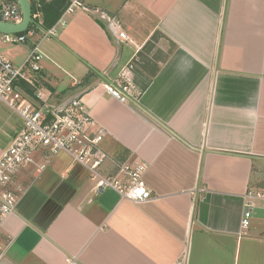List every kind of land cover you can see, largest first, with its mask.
<instances>
[{
    "label": "crops",
    "instance_id": "1",
    "mask_svg": "<svg viewBox=\"0 0 264 264\" xmlns=\"http://www.w3.org/2000/svg\"><path fill=\"white\" fill-rule=\"evenodd\" d=\"M79 1L120 27L78 10L57 37L39 32L16 51L0 35V55L21 66L37 43V85L54 100L83 92L104 136L102 173L145 164L152 199L99 194L88 171L60 153L43 173L19 174L24 193L4 221L0 264H264L262 202L242 228L245 196L264 193V0ZM129 65L136 104L82 85ZM54 67L76 77L66 90L51 84ZM23 90L33 103L30 85ZM10 113L0 116V154L21 127Z\"/></svg>",
    "mask_w": 264,
    "mask_h": 264
},
{
    "label": "built area",
    "instance_id": "2",
    "mask_svg": "<svg viewBox=\"0 0 264 264\" xmlns=\"http://www.w3.org/2000/svg\"><path fill=\"white\" fill-rule=\"evenodd\" d=\"M78 10L101 17L112 29L120 27L114 17L100 10H91L77 0L67 7L51 29L43 27V15L39 11L33 13L32 22L26 32L2 35L3 43L12 46L27 44L39 32H42L43 39L57 37L61 29L68 25V16L74 15ZM21 20L22 12L17 0L0 1V22L18 24ZM117 38L120 42L128 40L124 32ZM43 58L37 43H34L28 58L21 66H15L0 55V105L21 122L20 129L11 137L10 145L0 154V239L5 219L15 213L24 193L23 186L17 182L21 171L29 170L31 173L41 174L60 153L70 156L75 163L88 171L91 180L97 185V193L112 189L122 201L138 204L152 199V193L143 180L147 171L145 164H120L113 177L102 173L101 168L107 159V155L100 149L104 136L96 131L97 123L84 101V93L78 92L52 101V94L45 95L37 85ZM133 68V65L127 66L115 79H110L106 74L99 76L95 81L96 87L102 88L107 95L121 104L138 103L140 93L132 77ZM25 84L33 89V95L30 96L33 103L22 93ZM245 200L242 221L244 230L250 225L257 203L264 204V193L250 191Z\"/></svg>",
    "mask_w": 264,
    "mask_h": 264
},
{
    "label": "trees",
    "instance_id": "3",
    "mask_svg": "<svg viewBox=\"0 0 264 264\" xmlns=\"http://www.w3.org/2000/svg\"><path fill=\"white\" fill-rule=\"evenodd\" d=\"M30 2L32 4L33 13H35L36 11V6L38 4L41 5V10L44 16L43 25L45 29L53 27L58 22L67 7L70 5L66 0H58L50 4H47L45 1L37 3L34 0H30ZM97 79L98 76L96 74H89L83 81L82 85L91 84L92 82L94 83L95 81H97Z\"/></svg>",
    "mask_w": 264,
    "mask_h": 264
},
{
    "label": "water",
    "instance_id": "4",
    "mask_svg": "<svg viewBox=\"0 0 264 264\" xmlns=\"http://www.w3.org/2000/svg\"><path fill=\"white\" fill-rule=\"evenodd\" d=\"M17 2L22 12V20L18 24L0 22L1 35L22 34L30 27L33 17L32 4L30 0H17Z\"/></svg>",
    "mask_w": 264,
    "mask_h": 264
},
{
    "label": "rangeland",
    "instance_id": "5",
    "mask_svg": "<svg viewBox=\"0 0 264 264\" xmlns=\"http://www.w3.org/2000/svg\"><path fill=\"white\" fill-rule=\"evenodd\" d=\"M1 35V34H0ZM39 38H37L36 40H38ZM4 48L5 49H9V50H14V51H16V50H18V49H20V46L19 45H7V44H5L4 45ZM21 56V55H20ZM24 59H21L20 60V62L21 61H23ZM53 74L54 75H50V77L51 78H49V80H50V82H51V84L54 86V87H56V89L57 90H59V91H63V90H66V88H67V85L69 84V83H71V81H73L74 80V78H76V77H71L66 71H64L63 69H61L60 67H54V69H53ZM41 75H39L38 77H40ZM45 79V78H44ZM22 93L24 94V92L22 91ZM52 101H55L54 99H52ZM1 113V115L0 116H2L3 118H7V115H8V113H10V111L8 112V111H5V112H0ZM10 115H12L11 113H10ZM17 119V121L19 120L18 119V117H16V116H13L9 121H10V124H12V123H14V120H16ZM41 180H43V179H41Z\"/></svg>",
    "mask_w": 264,
    "mask_h": 264
}]
</instances>
